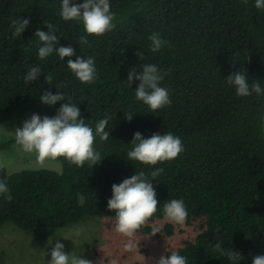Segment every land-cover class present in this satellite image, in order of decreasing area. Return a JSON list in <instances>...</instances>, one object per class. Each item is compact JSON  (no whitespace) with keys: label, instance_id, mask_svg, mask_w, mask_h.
I'll list each match as a JSON object with an SVG mask.
<instances>
[{"label":"trees","instance_id":"1","mask_svg":"<svg viewBox=\"0 0 264 264\" xmlns=\"http://www.w3.org/2000/svg\"><path fill=\"white\" fill-rule=\"evenodd\" d=\"M110 5L115 29L88 36L82 44L83 25L60 17L61 0H0V125L28 114L46 115L50 108L57 113L61 104L70 102L93 129L109 118L105 130L110 132L107 141L96 138V150L104 158L92 168L62 158L55 160L60 172L8 173L0 168L11 197L0 194V226L11 223L52 236L87 218L115 220L107 206L112 185L144 171L159 201L149 222L166 218L163 205L172 199L184 201L186 225L204 220L195 239L175 250L187 264H231L224 251H237L243 257L239 264H252L253 257L264 255V94L239 97L226 78L244 70L249 83L258 80L264 88V11L255 7V0H110ZM19 18L30 23L13 38L11 21ZM46 24L59 37L55 47L74 49L73 61L94 57L97 79L92 84L75 77L67 66L69 57L38 58L42 45L34 34L38 29L49 32ZM154 31L170 46L153 52L148 37ZM137 51L143 52L142 61ZM140 64L171 69L160 82L169 91L170 106L151 113L136 100L139 81L130 88L127 76L131 68L142 72ZM32 65L43 74L25 84L23 77ZM49 73L51 86L44 80ZM43 91L61 92L65 101L44 106ZM127 113H133L131 121ZM136 132L143 138L171 132L185 151L155 166L130 161L126 154ZM13 144L20 146L16 137L2 138L0 150ZM159 168L163 172L153 179L151 172ZM175 228L166 222L161 233L170 237ZM143 232L151 234L152 229L147 226Z\"/></svg>","mask_w":264,"mask_h":264},{"label":"clouds","instance_id":"2","mask_svg":"<svg viewBox=\"0 0 264 264\" xmlns=\"http://www.w3.org/2000/svg\"><path fill=\"white\" fill-rule=\"evenodd\" d=\"M247 2V0H245ZM255 7L264 11V0H255ZM60 17L65 21L80 22L86 35L79 37V43L87 44L88 36H103L115 29V14L111 11L110 0H84L83 3H73L72 0H61ZM29 19H14L11 21L13 29V38L21 36L29 26ZM49 32L37 30L35 36L39 38L42 46L38 49V58L43 61L46 58L57 55L61 60L69 57L67 66L75 77L85 84H92L97 79V69L95 67L94 57L87 59L78 56L75 61L71 59L75 55L72 47H55L59 44V37L51 24H46ZM151 41V50L159 52L165 46H170L169 41L162 38V33L152 32L148 37ZM135 55L139 60L144 59L142 51H137ZM142 72L137 73L136 68H131L127 76V84L131 88L132 82L139 81L135 90L137 101L143 102L150 109L151 113L170 106L172 101L168 89L161 87L160 82L164 76L171 72L160 69L157 65L140 64ZM42 69L37 65H32L25 73L23 79L25 84L36 81L42 75ZM47 85H53V76L51 73L44 76ZM228 84L236 90L239 97H248L264 94V88L260 81H248V75L245 71L233 72L226 78ZM57 89L62 85H55ZM41 103L52 106L59 101H65L63 93L53 94L51 91H43L40 95ZM133 113L125 114V118L131 121ZM109 118L99 120L95 129L85 122L82 118L79 107L70 102L61 104L57 113L53 117L44 116L41 118L38 114H33L30 119L23 122L22 128L15 131L16 142L26 153L35 154L36 160L44 164L49 160L64 159L69 163L83 167L88 164L91 168L98 164L104 157L96 150V138L100 141H107L110 132L106 131ZM131 150L126 154L130 161H138L141 164L155 166L166 161H172L185 151V146L181 139L166 132L164 134L154 133L149 138H143L140 132L134 133L133 140L130 143ZM4 165L0 163V168ZM163 168L151 172L155 179ZM152 180V179H151ZM150 179L144 171H140L130 178L124 179L120 184L112 185V197L108 200V209L115 213L114 231L129 238L125 244V250L131 251L137 248L134 243V237L158 211L159 201L156 191ZM0 194H8V186L5 179H0ZM10 199V194H8ZM163 213L169 222L177 225H184L188 211L182 199L168 200L163 205ZM159 232L153 230V234ZM50 243V242H49ZM52 243V242H51ZM215 248L220 249L221 244L217 242ZM51 259L47 264H92V261L67 254L64 251V245L57 241L52 247ZM224 255L231 264H239L243 259L237 251H224ZM115 264V262H113ZM156 264H187L186 257L173 251L169 256H161ZM252 264H264V255H257L252 258Z\"/></svg>","mask_w":264,"mask_h":264},{"label":"rangeland","instance_id":"3","mask_svg":"<svg viewBox=\"0 0 264 264\" xmlns=\"http://www.w3.org/2000/svg\"><path fill=\"white\" fill-rule=\"evenodd\" d=\"M46 111V115L41 118L56 114V109ZM33 114L0 125V139L16 137V129L22 128L23 122ZM0 163L8 173L34 169L61 171L59 162L49 160L41 164L35 154L24 152L16 144L0 150ZM166 222H169L167 218L148 222L136 233L133 242L137 243V248L131 251H126L124 247L129 238L114 231L115 220L112 218H87L56 231L52 236H43L37 231H23L11 223H5L0 226V264H47L51 259V249L57 241L64 245L65 253L82 256L92 261V264H156L166 252L175 251L185 242L193 241L204 228V220L195 219L189 225L176 224L174 234L166 237L161 233ZM147 226L152 229L151 234L143 232ZM154 229L159 232L153 234Z\"/></svg>","mask_w":264,"mask_h":264}]
</instances>
